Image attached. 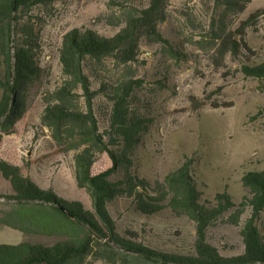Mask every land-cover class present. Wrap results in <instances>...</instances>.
Returning a JSON list of instances; mask_svg holds the SVG:
<instances>
[{"label":"rangeland","instance_id":"1","mask_svg":"<svg viewBox=\"0 0 264 264\" xmlns=\"http://www.w3.org/2000/svg\"><path fill=\"white\" fill-rule=\"evenodd\" d=\"M148 4L149 0H63L31 12L39 39V60L46 70L44 86L10 135L0 129L1 159L20 167L41 188L53 189L63 198L91 208L89 195L76 185L75 153L62 154L41 125L48 97L63 79V37L75 28L113 37L125 26L129 7ZM263 10L264 0H253L241 13L227 11L222 0H170L167 21L160 31L173 50L145 38L137 62L128 67L114 61L106 64V78L131 77L143 82L134 101L135 112L147 122L134 168L142 178L162 181L191 161L205 201L212 203L226 192L237 206L242 204L246 195L243 176L264 170V81L242 72L245 65L264 63V15L248 21ZM233 41L239 46L235 54ZM97 114L106 130L110 108L99 103ZM111 168L112 162L103 154L94 173ZM0 192L13 194L1 175ZM12 207L11 202L0 200V215ZM237 209L220 218L208 232L209 243L224 257L244 253L241 231L253 212L244 206L239 223L234 224L231 218ZM110 211L122 234L135 231L144 244L160 251L195 253L196 224L188 219H178L169 212L154 217L137 214L126 199L114 202ZM255 223L264 234V213ZM58 240L0 227V245L31 242L51 246Z\"/></svg>","mask_w":264,"mask_h":264},{"label":"trees","instance_id":"2","mask_svg":"<svg viewBox=\"0 0 264 264\" xmlns=\"http://www.w3.org/2000/svg\"><path fill=\"white\" fill-rule=\"evenodd\" d=\"M59 1L63 0H0V129L6 135L28 114L46 76L30 14ZM252 1L222 0V4L227 11L241 13ZM169 2L149 0L146 7H129L125 26L113 37L86 28H75L63 37V79L48 97L41 125L62 154L75 153L76 185L89 195L91 208L65 199L53 189L41 188L20 167L0 158V175L13 191L11 195L0 192V200L13 205L0 215V227L59 239L51 246L31 242L0 245V264H264V234L255 223L264 213V170L243 176L246 195L239 206L226 192L218 194L212 203L205 201L191 161L162 181L151 182L134 170L147 129V122L134 109L135 94L143 82L131 77L106 78L103 72L110 61L126 67L137 62L145 38L172 49L160 31L167 21ZM260 15L264 10L248 21ZM233 43L235 54L239 46ZM242 72L264 81V63L245 65ZM99 103L110 108L106 130L97 114ZM103 154L108 155L112 168L96 175L94 169ZM119 199L130 200L137 214L154 217L169 212L194 222L195 253L160 251L144 244L135 231L120 233L110 211ZM244 206L253 212L241 231L244 253L224 257L209 243L208 232L235 208L231 219L238 224Z\"/></svg>","mask_w":264,"mask_h":264},{"label":"water","instance_id":"3","mask_svg":"<svg viewBox=\"0 0 264 264\" xmlns=\"http://www.w3.org/2000/svg\"><path fill=\"white\" fill-rule=\"evenodd\" d=\"M194 0H191V3L193 2Z\"/></svg>","mask_w":264,"mask_h":264},{"label":"crops","instance_id":"4","mask_svg":"<svg viewBox=\"0 0 264 264\" xmlns=\"http://www.w3.org/2000/svg\"><path fill=\"white\" fill-rule=\"evenodd\" d=\"M26 235V234H25Z\"/></svg>","mask_w":264,"mask_h":264}]
</instances>
